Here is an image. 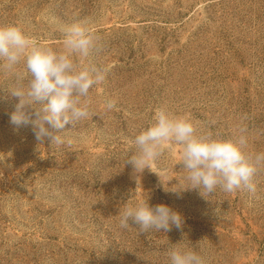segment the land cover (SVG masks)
Instances as JSON below:
<instances>
[{
	"label": "rangeland",
	"instance_id": "1",
	"mask_svg": "<svg viewBox=\"0 0 264 264\" xmlns=\"http://www.w3.org/2000/svg\"><path fill=\"white\" fill-rule=\"evenodd\" d=\"M79 22L102 50L74 60L109 72L90 89L93 116L61 133L71 145L40 144L31 126L10 123L18 98L0 72V264H170L177 245L206 264H264V170L254 196L203 197L181 189L178 144L152 164L160 176L145 168L136 183L125 163L161 107L224 139L243 125L248 151L264 152V0H0V26L58 52ZM147 199L179 212L182 229L120 228V209Z\"/></svg>",
	"mask_w": 264,
	"mask_h": 264
},
{
	"label": "clouds",
	"instance_id": "2",
	"mask_svg": "<svg viewBox=\"0 0 264 264\" xmlns=\"http://www.w3.org/2000/svg\"><path fill=\"white\" fill-rule=\"evenodd\" d=\"M63 32V51L58 52L38 44L19 26H0V72L14 78V86L7 91L18 98L10 123L16 128L31 126L40 144L47 139L51 145H71L61 133L67 125L75 127L93 116L90 89L102 85L109 72L108 67H84L74 60L102 50L101 37L86 22L71 24ZM26 77L30 78L25 83ZM104 107L113 110L116 101L107 99ZM153 120L135 136L132 143L136 152L125 161L132 167L136 183L145 168L161 175L152 164L164 154L167 144L175 143L182 148L180 164L190 185L181 189H198L203 197L214 194L217 188L225 193L245 190L256 194V177L264 170V152L248 151L245 126H239L234 138L224 139L165 107L156 110ZM119 217L120 228L127 230L135 224L140 233L168 232L173 226L180 230L184 224L179 212L163 203L150 206L148 199L134 206L126 203ZM167 255L170 264H206L196 251L179 245Z\"/></svg>",
	"mask_w": 264,
	"mask_h": 264
}]
</instances>
